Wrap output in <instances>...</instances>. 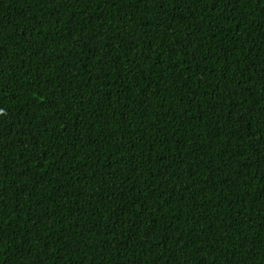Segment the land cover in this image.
Returning <instances> with one entry per match:
<instances>
[{
    "label": "trees",
    "instance_id": "16d2710c",
    "mask_svg": "<svg viewBox=\"0 0 264 264\" xmlns=\"http://www.w3.org/2000/svg\"><path fill=\"white\" fill-rule=\"evenodd\" d=\"M0 264H264V0H0Z\"/></svg>",
    "mask_w": 264,
    "mask_h": 264
}]
</instances>
